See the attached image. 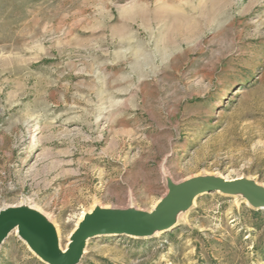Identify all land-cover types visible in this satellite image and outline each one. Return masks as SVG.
<instances>
[{
  "label": "rangeland",
  "instance_id": "1",
  "mask_svg": "<svg viewBox=\"0 0 264 264\" xmlns=\"http://www.w3.org/2000/svg\"><path fill=\"white\" fill-rule=\"evenodd\" d=\"M196 177L264 188V0H0V209L65 248L97 206L151 212ZM173 219L72 264H264V205L240 191ZM0 264L47 263L12 229Z\"/></svg>",
  "mask_w": 264,
  "mask_h": 264
},
{
  "label": "water",
  "instance_id": "2",
  "mask_svg": "<svg viewBox=\"0 0 264 264\" xmlns=\"http://www.w3.org/2000/svg\"><path fill=\"white\" fill-rule=\"evenodd\" d=\"M166 197L151 212L102 208L97 206L83 215L69 235L67 246L58 243L55 228L39 212L25 207L0 209V243L8 232L17 229L30 249L47 264H72L82 254L87 239L104 234H129L142 236L157 228H167L173 222V214L187 207L191 199L202 191L220 189L224 192L240 191L255 205H264V188L255 186L241 177H196L179 185H171Z\"/></svg>",
  "mask_w": 264,
  "mask_h": 264
},
{
  "label": "bare ground",
  "instance_id": "3",
  "mask_svg": "<svg viewBox=\"0 0 264 264\" xmlns=\"http://www.w3.org/2000/svg\"><path fill=\"white\" fill-rule=\"evenodd\" d=\"M234 178H237V177H234ZM129 235V234H128ZM131 236V235H130ZM67 246V245H66ZM62 249H64V248H62Z\"/></svg>",
  "mask_w": 264,
  "mask_h": 264
}]
</instances>
